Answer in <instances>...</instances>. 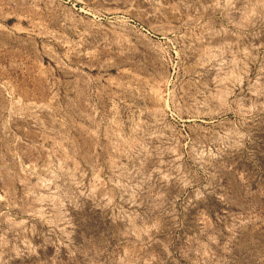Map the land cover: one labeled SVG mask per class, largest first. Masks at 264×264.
Listing matches in <instances>:
<instances>
[{
    "label": "rangeland",
    "instance_id": "374dc122",
    "mask_svg": "<svg viewBox=\"0 0 264 264\" xmlns=\"http://www.w3.org/2000/svg\"><path fill=\"white\" fill-rule=\"evenodd\" d=\"M0 264H264V0H0Z\"/></svg>",
    "mask_w": 264,
    "mask_h": 264
}]
</instances>
